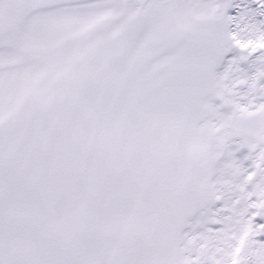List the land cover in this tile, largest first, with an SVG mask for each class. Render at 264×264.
<instances>
[{"label":"snow or ice","instance_id":"6c2138e0","mask_svg":"<svg viewBox=\"0 0 264 264\" xmlns=\"http://www.w3.org/2000/svg\"><path fill=\"white\" fill-rule=\"evenodd\" d=\"M0 264H264V0H0Z\"/></svg>","mask_w":264,"mask_h":264}]
</instances>
